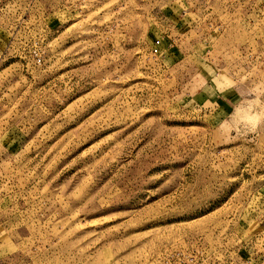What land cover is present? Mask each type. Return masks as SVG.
<instances>
[{"label":"rangeland","instance_id":"1","mask_svg":"<svg viewBox=\"0 0 264 264\" xmlns=\"http://www.w3.org/2000/svg\"><path fill=\"white\" fill-rule=\"evenodd\" d=\"M0 264H264V0H0Z\"/></svg>","mask_w":264,"mask_h":264}]
</instances>
